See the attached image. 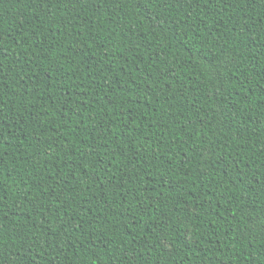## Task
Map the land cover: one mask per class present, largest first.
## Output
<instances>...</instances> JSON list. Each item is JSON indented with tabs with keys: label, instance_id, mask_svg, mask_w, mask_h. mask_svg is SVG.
Instances as JSON below:
<instances>
[{
	"label": "trees",
	"instance_id": "16d2710c",
	"mask_svg": "<svg viewBox=\"0 0 264 264\" xmlns=\"http://www.w3.org/2000/svg\"><path fill=\"white\" fill-rule=\"evenodd\" d=\"M0 264H264V0H0Z\"/></svg>",
	"mask_w": 264,
	"mask_h": 264
}]
</instances>
